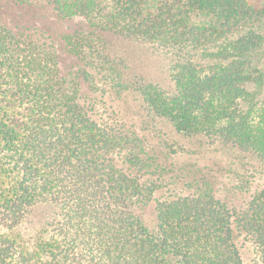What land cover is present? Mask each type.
<instances>
[{"label": "trees", "instance_id": "obj_1", "mask_svg": "<svg viewBox=\"0 0 264 264\" xmlns=\"http://www.w3.org/2000/svg\"><path fill=\"white\" fill-rule=\"evenodd\" d=\"M7 1L86 25L53 36L39 24L18 33L0 19V264H251L240 236L253 264H264V170L238 174L241 205L216 196L205 178L158 197L144 139L99 115L109 90L133 91L178 133L264 160V8L247 0ZM107 34L161 51L172 84L128 79ZM42 217L38 231L33 219Z\"/></svg>", "mask_w": 264, "mask_h": 264}, {"label": "rangeland", "instance_id": "obj_2", "mask_svg": "<svg viewBox=\"0 0 264 264\" xmlns=\"http://www.w3.org/2000/svg\"><path fill=\"white\" fill-rule=\"evenodd\" d=\"M247 1L257 9L264 8V0ZM0 19L18 33L22 32L20 25L39 24L53 36L72 33L86 25L81 19L56 18L52 9L42 4L21 7L7 0H0ZM106 38L111 55L126 60L130 68L127 70L128 79L137 75L166 87L172 84L169 74L171 60L161 51L150 44L114 34H107ZM62 60L64 64L79 63L75 56L62 55ZM85 91L88 92L87 89ZM90 96L93 98V95ZM104 99L106 105L100 108L99 115L102 114V118L114 116L122 119L144 139L149 148L155 160L156 173L153 178L162 184L156 194L158 197L167 198L185 193L188 181L205 178L215 185L216 196L241 205L245 196L240 188L233 189L238 182V174L249 175V167L260 172L264 170V160L254 155H247L245 158L244 153L236 148L210 142L202 135L180 134L168 121L152 118L143 97L136 92L119 94L112 89L106 93ZM257 180L259 182L260 179ZM44 220L43 217L33 219L36 230H43ZM27 229L29 233L25 236L35 237L36 232ZM237 241L243 246L246 259L253 264L254 256L250 244L241 236ZM29 244L32 245V242L29 241Z\"/></svg>", "mask_w": 264, "mask_h": 264}]
</instances>
